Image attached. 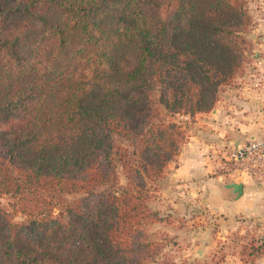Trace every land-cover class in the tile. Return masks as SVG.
Listing matches in <instances>:
<instances>
[{
    "label": "trees",
    "instance_id": "trees-1",
    "mask_svg": "<svg viewBox=\"0 0 264 264\" xmlns=\"http://www.w3.org/2000/svg\"><path fill=\"white\" fill-rule=\"evenodd\" d=\"M251 22L246 0H0V197L29 217L0 202V264L156 261L149 231L165 218L150 184L187 139L156 101L168 115L211 111ZM117 137L135 160L125 184Z\"/></svg>",
    "mask_w": 264,
    "mask_h": 264
},
{
    "label": "rangeland",
    "instance_id": "rangeland-1",
    "mask_svg": "<svg viewBox=\"0 0 264 264\" xmlns=\"http://www.w3.org/2000/svg\"><path fill=\"white\" fill-rule=\"evenodd\" d=\"M246 1L252 18L247 37L252 46L234 79L220 92L215 107L221 104L237 105L235 92L244 88L257 91L262 94L264 100V0ZM125 64L130 66L133 59L129 57ZM155 105L166 121L183 126L187 139L179 155L168 163L163 176L150 184L153 190L151 207L159 211L165 219L150 227L149 235L161 247V253L156 261L147 264H160L167 260L187 264H264V252L251 253L249 249V243L254 239L255 242L264 244V215L226 216L213 212L204 203L203 193H200L198 187L182 179L184 166L189 160L198 159V162L200 164L202 162L209 170L207 174L210 178H201L202 181L216 180L224 189H228L227 185L231 182L242 183L243 186L246 183L251 186L252 191H257L260 185H264V163L256 173L235 171L228 156L231 150L248 144L253 139L264 140V135L257 134L253 138H245L243 142L232 146H220L216 144L212 132H209V129L214 128L209 113L215 107L209 112H197L191 116L185 113L168 115L159 101H156ZM116 140L124 150V158L118 163L120 182L125 184L128 173L124 161L132 158L135 163V160L131 155L132 147L129 142L120 137ZM201 154L208 157L210 164L207 165L200 158ZM229 190L236 196L231 188ZM74 197L75 194L65 195L67 200ZM14 201L9 194L0 197V202L13 213L15 221H26L28 215L14 211ZM66 204V201L57 204L53 215L57 218H66ZM242 256L247 262L242 261Z\"/></svg>",
    "mask_w": 264,
    "mask_h": 264
},
{
    "label": "crops",
    "instance_id": "crops-1",
    "mask_svg": "<svg viewBox=\"0 0 264 264\" xmlns=\"http://www.w3.org/2000/svg\"><path fill=\"white\" fill-rule=\"evenodd\" d=\"M235 99H237V105L221 104L209 113L210 121L214 127L209 129V132H212V137L220 146H232L243 142L245 138H253L257 134L264 135L262 94L244 88L235 92ZM200 158L207 165L210 164L207 160L208 157L201 154ZM182 171V179L195 184L200 193H203V201L209 210L226 216L264 215V185H260L254 192L251 190V186L245 183L242 195L236 197L231 194L229 188L224 189L216 180L202 181L201 178H210L207 174L209 170L202 165V162L200 164L198 159L189 160ZM206 174L207 176H204Z\"/></svg>",
    "mask_w": 264,
    "mask_h": 264
},
{
    "label": "built area",
    "instance_id": "built-area-1",
    "mask_svg": "<svg viewBox=\"0 0 264 264\" xmlns=\"http://www.w3.org/2000/svg\"><path fill=\"white\" fill-rule=\"evenodd\" d=\"M228 160L235 171L256 173L264 163V140L253 139L248 144L238 146L230 151Z\"/></svg>",
    "mask_w": 264,
    "mask_h": 264
},
{
    "label": "water",
    "instance_id": "water-1",
    "mask_svg": "<svg viewBox=\"0 0 264 264\" xmlns=\"http://www.w3.org/2000/svg\"><path fill=\"white\" fill-rule=\"evenodd\" d=\"M227 186H228V188L232 189V193H234L236 195V197H239L242 195L243 188H244L242 183L231 182Z\"/></svg>",
    "mask_w": 264,
    "mask_h": 264
}]
</instances>
